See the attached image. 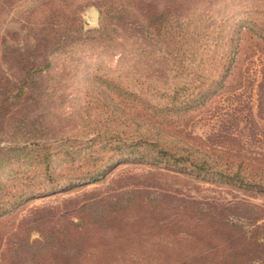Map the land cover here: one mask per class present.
Returning <instances> with one entry per match:
<instances>
[{
	"label": "rangeland",
	"instance_id": "obj_1",
	"mask_svg": "<svg viewBox=\"0 0 264 264\" xmlns=\"http://www.w3.org/2000/svg\"><path fill=\"white\" fill-rule=\"evenodd\" d=\"M173 147L264 154V0H0V264H132L137 192L264 225Z\"/></svg>",
	"mask_w": 264,
	"mask_h": 264
},
{
	"label": "trees",
	"instance_id": "obj_2",
	"mask_svg": "<svg viewBox=\"0 0 264 264\" xmlns=\"http://www.w3.org/2000/svg\"><path fill=\"white\" fill-rule=\"evenodd\" d=\"M204 49L199 57H204ZM197 54V49L190 50L191 56ZM231 74L228 73L221 89L233 84ZM173 153L179 156V169L198 166L235 179L241 189L264 194V154L234 155L227 150L219 152L203 147L186 150L173 147ZM125 209L133 214L131 227L138 237L132 244L144 245L133 254L124 251L132 264H264V225L258 220L243 222L235 214L203 203L161 199L143 192L130 198ZM123 217L114 216L112 220ZM75 218L76 222L71 223L75 234L94 230L83 213L78 212ZM94 231L93 235L97 236V230ZM97 245L99 241L94 244ZM97 254L98 262L104 263L106 256L115 255L108 246L102 254Z\"/></svg>",
	"mask_w": 264,
	"mask_h": 264
},
{
	"label": "water",
	"instance_id": "obj_3",
	"mask_svg": "<svg viewBox=\"0 0 264 264\" xmlns=\"http://www.w3.org/2000/svg\"><path fill=\"white\" fill-rule=\"evenodd\" d=\"M97 13L95 12L93 15V18L96 19Z\"/></svg>",
	"mask_w": 264,
	"mask_h": 264
}]
</instances>
